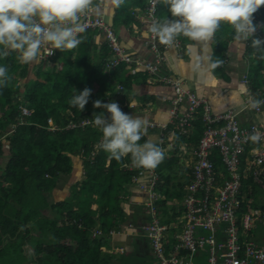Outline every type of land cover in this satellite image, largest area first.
<instances>
[{
	"label": "trees",
	"instance_id": "obj_1",
	"mask_svg": "<svg viewBox=\"0 0 264 264\" xmlns=\"http://www.w3.org/2000/svg\"><path fill=\"white\" fill-rule=\"evenodd\" d=\"M136 8L141 10V15L148 16L146 0H123L116 9L113 25L128 26L135 20L132 9ZM157 15L159 22L171 19L163 0L157 7ZM257 20L264 22V6L253 14V22ZM99 32V29L91 30L80 38L82 42L77 48L63 52L56 50L55 55L46 61L38 59L24 64L17 59L15 51L0 56V66L7 67L9 76L8 84L0 87V167L2 162L6 163L3 171L0 169V264H109L112 256H115L102 249L111 248L109 237L116 225L112 215L122 211L119 208V188L124 182L128 184L131 173L121 170L123 159L116 161L102 149L95 148L102 132L99 134L92 123L93 114L103 111L94 108L93 104L108 92L115 94V80L123 81L121 87L124 90L128 88L127 81L134 76L128 78V71L124 68L110 74L102 70L107 51L104 45L102 48L99 45L97 49L93 36ZM262 32L264 38V28ZM215 34V60L223 61L227 41L235 32L230 25L221 22ZM254 38L259 39L257 36L250 37L246 52L252 60L249 87L255 95L264 87V60L260 59L262 53L251 46ZM147 39L150 40L148 28ZM176 41L178 45L179 41L186 43L189 39L179 35ZM156 46L157 52L149 48L153 60L158 54L162 57L166 49L158 38ZM31 74L32 79L21 87L20 80ZM105 80L110 82V87L105 86ZM91 82L96 84V88L91 91L85 108L80 111L71 107L69 100L72 96L85 88L89 89ZM23 108L31 110V114H23ZM104 114L109 115L107 112ZM87 121L89 124L85 125ZM69 123L76 127L68 128ZM151 124L154 126L148 124V127H157L155 123ZM240 125L243 128L248 126L241 122ZM169 126L175 127L174 124ZM167 131L171 134L170 130ZM198 137L197 132L189 141L196 143ZM144 142L142 137L139 143ZM173 150L176 153L177 150ZM92 151L94 155H91ZM77 155L84 158L83 180L73 186L68 198L49 204V194L59 175L70 173L72 157ZM247 156L248 148L242 150L239 159L245 161ZM126 158L127 162H131L130 154ZM215 164L218 167L219 159H215ZM168 165H171V161ZM98 170H101L99 174L102 179H98ZM117 172L118 176L115 174ZM188 173L190 178L187 182H191V170ZM241 183V196L245 194V203L241 205L240 212L247 211L252 203H257L264 212V191L253 181V177L246 174ZM103 186L115 193L112 199L108 197L107 202L102 192ZM179 190L177 196L169 198L181 200L185 191ZM169 198L166 196V199ZM246 200H251V204L248 205ZM93 205L96 207L93 208ZM47 208L52 213L50 217L42 212ZM181 211L178 208L176 214ZM142 236L148 242L143 232ZM26 246L31 251L27 252ZM153 259L155 263V257Z\"/></svg>",
	"mask_w": 264,
	"mask_h": 264
},
{
	"label": "clouds",
	"instance_id": "obj_2",
	"mask_svg": "<svg viewBox=\"0 0 264 264\" xmlns=\"http://www.w3.org/2000/svg\"><path fill=\"white\" fill-rule=\"evenodd\" d=\"M146 1L148 2V8L150 6V1L155 2L154 19L156 21L152 23V19L149 16L138 15L137 17L141 21L140 23L142 26L146 25L149 32L155 34L161 44L167 47H172L173 45L177 46V43L175 44L176 37L183 35L191 41L204 45L206 55L202 58H198L194 66V70L199 72L206 70L199 62L200 60L213 68L222 63V61L219 60L212 62V49L209 46L221 22L230 25L234 29V39L237 42L248 41L250 37H258V35H253L257 29V26L253 23V14L256 13L261 6H264V0H163L168 7L171 19L167 18L159 22L157 7L161 0ZM122 3L123 0H99V2H97V0H0V49H2L0 50V56H7L9 51H15L17 53V59L24 64L38 61V59L39 61H46L48 58L55 55L56 50L63 52L64 50L77 48L82 42L80 38L83 35L88 34L91 30L99 29L100 32L93 37L94 41L97 39L101 48L104 45L107 51V56L103 61V68L104 65L110 71H115L120 68H130L128 74H133L135 68L138 66L140 67L138 64L140 61L133 59L125 46L122 45L117 26L107 21V18L102 13H99L101 4L105 8H109L119 7ZM87 14H89L92 19L100 18L105 25L102 27H83L82 17ZM105 28H109L112 31L115 42L110 41ZM261 33L263 35V32ZM148 40L149 39H146L145 44L151 48L150 40ZM251 46L262 53L260 59L264 60V40L254 38L251 40ZM116 47H118L119 50H116ZM45 49L48 50L49 55H47ZM41 55L42 58H40ZM126 57L131 59L130 63L126 62ZM8 82V69L6 66H0V87L6 86ZM245 82H247V78ZM241 89L246 90L244 85H241ZM117 90H122L121 84L117 86ZM263 90L264 87L261 89V93L258 97L259 99L255 101L249 99L252 101L253 107L258 106L260 103H264L259 101L264 95L262 92ZM90 95L91 90L85 88L83 91L73 95L69 100V104L71 107L78 108L82 111L88 103ZM249 100L245 102V104L249 103ZM93 106L94 108L105 109L109 114L107 116H105L104 112L93 114L92 123L102 132V139L96 147L108 153L109 157L116 161H121L130 154L132 164L130 168L126 169V171L131 173L129 184L139 182L137 188L145 195L143 207L147 209L149 197L144 189L141 188V184L149 179L147 170L153 169L157 175L154 188L156 192L160 174L155 168L162 162L164 155H166L169 150H177L178 148L182 151V153H180L182 158L179 156V163L186 169H189L187 164L189 163V156L192 154L191 151L196 149L195 145L197 142L189 141L192 135L188 137L180 136V138L176 136L175 139H173L172 134H164L166 130H163L162 133L167 138L163 145H157L151 140H147L141 144L139 141L147 134L145 122L141 118H134L132 115L124 113L116 102L102 103L100 100H96ZM237 113L239 117L240 111ZM82 125L84 126V124ZM74 127H76L74 124L68 126V128ZM199 127L196 133H199L200 138L201 132ZM161 131L160 129L159 139L161 138ZM253 139H256V137H253ZM172 140L176 146L169 148L167 143ZM164 149H166V151H163ZM138 177H140V179L137 182H133V180ZM258 187L264 191V186L258 185ZM156 193L161 196L160 193ZM160 199L161 197L155 201V206ZM241 203H245V200ZM246 203L248 205L251 204V200H246ZM175 204L179 205L177 203ZM180 207L181 203L179 205V208ZM145 212H147V210ZM242 213L255 216V218L261 220L257 221L264 225V212L261 209H255L253 213L249 211H244ZM178 215L179 214H176V216ZM159 216L161 218V215ZM166 224H169V222ZM118 228L112 229L110 235L117 233ZM137 229L141 231L140 225ZM261 240L263 241L264 238ZM121 249L122 248L113 249V252H119Z\"/></svg>",
	"mask_w": 264,
	"mask_h": 264
},
{
	"label": "built area",
	"instance_id": "obj_3",
	"mask_svg": "<svg viewBox=\"0 0 264 264\" xmlns=\"http://www.w3.org/2000/svg\"><path fill=\"white\" fill-rule=\"evenodd\" d=\"M154 3L150 1L148 8L152 23L156 21ZM82 22L87 28L105 25L100 18L92 19L89 14L82 17ZM253 23L257 26L253 35L261 37L263 24ZM105 30L110 41L115 42L112 31ZM156 40L155 34L150 33V45L155 52L158 51ZM45 52L49 55L47 49ZM125 60L131 62L129 57ZM162 60L163 56L158 54L156 60L138 62L146 73L173 87L168 122L155 124L162 130L159 144L165 143L162 132L170 124L175 125L171 133L173 139L190 136L196 123L201 135L187 163L193 179L185 186L182 211L173 224L162 223L157 215L155 201L160 196L154 191L157 175L153 169L147 170L149 179L141 184L149 197L146 209L149 219L140 225V230L149 241L155 264H264V240L250 237L261 220L240 212L245 195L241 196L243 176H252L256 184L264 186V122L243 128L236 111L215 112L206 97L186 89L178 79L161 76ZM259 101L264 102V95ZM251 102L249 100L252 106ZM263 108L264 103L252 106L255 112ZM22 111L25 115L32 112L27 108ZM167 146L173 148L176 144L172 140ZM247 148L248 156L241 162L239 155ZM215 159H219L220 166L217 167ZM202 257L204 262L200 260Z\"/></svg>",
	"mask_w": 264,
	"mask_h": 264
},
{
	"label": "crops",
	"instance_id": "obj_4",
	"mask_svg": "<svg viewBox=\"0 0 264 264\" xmlns=\"http://www.w3.org/2000/svg\"><path fill=\"white\" fill-rule=\"evenodd\" d=\"M97 2H99V0H97ZM113 9L114 7L105 8L101 4L99 13H102L107 18V21L112 22L118 7H115L114 11ZM138 15H141V10L137 8L132 9V16L135 20L129 23L128 26H117L118 35L120 36L122 45L125 46L133 59L139 60L140 62H143V60L152 61L153 54L149 50L150 47L145 44L147 39V27L146 25L142 26L140 23L141 21L137 17ZM234 36L228 39L224 52L225 58L218 66L213 68L204 64L202 60L199 61L206 69L203 72L194 70L198 58H202L206 55L202 43L189 40L186 43L179 41L180 45L178 44L177 46H166L164 50V60L160 68V75H169L172 79H178L186 89L194 91L201 97H206L215 112H224L230 109L237 112L240 111L238 118L242 125H247L252 122H264V109L260 112H254L249 103L245 104L249 99H253L254 101L257 100L261 93V89L254 95L249 87L252 60L248 57L246 52L248 41L237 42ZM216 43L215 34L209 45L212 49V62L216 61ZM129 69L130 68L126 69L128 73ZM103 70L107 73L113 71L108 70L105 65ZM136 73L139 74L136 75ZM132 75L134 77H131V80L127 81V89L118 91L117 86L124 83H122L123 81L115 80V94L113 95L108 92L104 96H101L99 100L102 103L116 102L124 113L130 114L134 118H141L145 122L147 128V134L143 136L144 140H151L153 143L159 145L160 129L158 127H148V124L168 122L170 100L174 96L173 87L159 82L156 76L149 75L146 72L144 73L141 66L136 67L133 74H128V78ZM125 76L123 77L127 78ZM246 78L247 82H245ZM111 79L112 75L110 76V80ZM241 85H244L246 90H242ZM99 109L106 112L105 109ZM48 123L52 126V121L50 119H48ZM71 124L73 123H69L68 126ZM198 127L199 124L196 123L190 130L192 136H194ZM167 130L172 132L174 128L173 126H169L168 129L164 131V134L168 133ZM97 131H99V134L101 133L98 128ZM101 139L102 135L99 141H101ZM164 140L166 141L167 138L165 137ZM6 151L8 153L7 147ZM163 151H166V149ZM180 153H182V151L178 148L176 153L174 150H169L167 154L164 155L163 163L155 168L160 174L156 190H163L166 195L170 197L172 195L177 196L178 189L183 192L190 178L188 172L191 169H186L179 163V156L182 158ZM93 154L94 152H91V155ZM126 157L123 158V162L120 164L121 170L124 169L123 171L130 168L132 164L131 162H127L128 158ZM169 161H171V165H168ZM5 165V162L1 163L0 169L2 171ZM84 173V158L80 155L73 156L70 173L59 175L57 183L50 194L54 196V199H57L59 196L60 198L58 201L68 198L73 186H76L83 180ZM143 180L145 181L144 177ZM138 183L139 182L129 184L128 182L129 186L127 188L125 186L123 187V185L119 188V208H121L122 211L114 220H116L120 226L117 230L118 232L109 237L111 248L103 249L115 255L112 256L109 264H155L149 243L145 241L141 232L137 229L139 225L149 219V217H147L148 212H145L146 209L143 207L145 195L137 188ZM172 200L166 199L165 196V200L160 199L157 202L156 209L159 210L158 212L161 214L163 223L169 222L173 224L175 220L176 210L179 208L181 200L177 197ZM174 206H176L175 209ZM92 207L95 208L96 206L93 205ZM116 248L122 249L119 250V252H113V249ZM200 260L204 262L205 258L202 257Z\"/></svg>",
	"mask_w": 264,
	"mask_h": 264
},
{
	"label": "rangeland",
	"instance_id": "obj_5",
	"mask_svg": "<svg viewBox=\"0 0 264 264\" xmlns=\"http://www.w3.org/2000/svg\"><path fill=\"white\" fill-rule=\"evenodd\" d=\"M114 9H115V7H114ZM114 9H113V11H114ZM259 21V20H258ZM262 24H263V26H264V22H262V21H260ZM263 36V35H262ZM260 37L259 39H263L264 40V38L263 37ZM95 44H97L98 46H97V49H98V47H99V44H98V41H97V39L95 40ZM102 68V67H101ZM44 69L45 70H47V67H46V64H44ZM36 70V69H35ZM102 70H103V68H102ZM97 74H99V73H97ZM110 74V73H109ZM31 76H32V74L31 75H29L26 79H22V80H20V82H19V84H20V86L22 87V85L23 84H26L27 82H29L32 78H31ZM90 88V90L91 91H95V86H96V84H94V83H89V85H88ZM105 86L106 87H110L111 86V84H110V82L108 81V80H105ZM100 142V141H99ZM99 144V143H98ZM97 144V145H98ZM6 152V151H5ZM4 163V162H3ZM115 164H117V162L115 163ZM4 166V165H3ZM119 166V165H118ZM115 168H117L118 169V167H115ZM101 172V170H98L97 171V173H98V179H102V175L101 174H99ZM117 176H118V172L117 173H115ZM140 179V177H138L137 179H134L133 180V182H137L138 180ZM118 183H120V180H118L117 181ZM122 185H123V187L125 186L126 188L128 187V185H126L125 184V182L124 183H122ZM74 188V187H73ZM72 188V189H73ZM102 189H104V190H102V192H103V195H105L106 196V202H107V200H108V197L110 198V199H112L113 198V196H114V192H112V191H110V190H106V186H103V188ZM111 190H115V189H111ZM121 190H123V189H121ZM156 192H158V193H160L161 194V196L159 195V194H157V196L159 197H161V199L162 200H164L165 199V196H167L166 195V193L163 191V190H156ZM263 193V192H262ZM264 194V193H263ZM60 197L58 196L57 197V199H54V196H52L51 194H50V196H49V204H52V203H56V202H58V199H59ZM168 198H169V196H168ZM169 200L171 201L172 200V198H169ZM173 201V200H172ZM172 205V204H171ZM259 208V205L257 204V203H252V205H250V206H248V208H247V211H249V212H251V213H253L254 212V210L255 209H258ZM159 210L157 209V214H159L160 215V213L158 212ZM43 212V214H44V216H46V217H50V216H52V213H51V211H50V209L49 208H47V209H45L44 211H42ZM119 212L120 211H117L116 213H115V215H112L113 217H117L118 216V214H119ZM120 225H119V223H117L116 222V225L112 228V229H117L118 227H119ZM251 233H252V238L253 239H259V240H261V239H263L264 238V225H262V224H260V223H257V226H256V228H254V229H252V231H251ZM38 236H41L40 234L38 235ZM25 250L28 252V251H31V248L29 247V246H26V248H25Z\"/></svg>",
	"mask_w": 264,
	"mask_h": 264
}]
</instances>
